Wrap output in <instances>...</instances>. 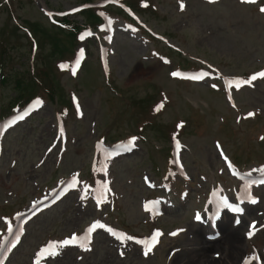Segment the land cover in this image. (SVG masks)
Wrapping results in <instances>:
<instances>
[{"label": "rangeland", "instance_id": "374dc122", "mask_svg": "<svg viewBox=\"0 0 264 264\" xmlns=\"http://www.w3.org/2000/svg\"><path fill=\"white\" fill-rule=\"evenodd\" d=\"M86 1L97 5L104 0ZM150 1L157 8V14L152 11L141 14L139 25L156 40L148 43L135 26L113 14V32L102 34L103 41L98 37V31L92 30L89 34L84 32L83 39L80 37L75 45L72 42V46L73 38L51 26L52 19L69 14L74 22L82 25L86 22L85 16H75V12L85 0H0V52L7 48L9 63L5 72L20 78L22 84L32 81V77L43 80V85L38 84V88L27 91V96L41 94L42 88L52 79V86H57L56 93L49 94L50 101L41 100L37 113L8 133L2 143L0 214L10 213L17 206H27L44 186L52 189L60 178L67 179L72 174L80 184L89 186L88 167L93 165L94 143L133 138L138 123L147 118L144 109L149 101L166 98L169 102L164 112L156 116V125L143 132L141 149L109 163L110 176L104 175L102 168L106 161L100 156L99 168L93 173L103 188L107 184L109 190L117 192V205L108 215V220L118 221L116 226L137 235L148 232L150 226L138 212L140 200L148 193L141 184L140 175L148 172L154 178H161L171 144L168 132L175 121L186 122L180 133L185 149L182 158L194 193L199 192L197 184L203 187L202 176L208 184L213 178L217 179V170L222 167L213 140L220 141L228 155L252 172L257 170L251 167L253 164L264 161V141H257L258 134L264 133V80L256 79L243 87L235 84L236 110L229 108L221 89L224 79L250 80L264 65V14L259 11L264 0L258 6L239 5L236 0H220L215 5L202 0ZM181 2L185 5L183 10L180 9ZM112 4L118 5L115 0ZM98 29L102 32V25ZM29 30L37 42V49L28 41ZM101 48L107 54V70L100 63ZM154 49L158 54L166 52L171 59H152L149 55ZM73 50L75 56L82 57L81 64H74L78 67L75 75L70 72L56 75V62L70 56ZM181 65L189 68L194 65L191 69L198 67L209 71L215 87L210 86L211 81L188 84L171 80L170 67ZM248 73L249 79L242 77ZM13 86L14 82H11L0 88V112L13 100L16 91ZM56 97H59L57 104ZM61 100L75 102L77 118L58 116ZM250 112L252 116L248 115ZM236 113L246 120L239 126L242 131L232 136L230 127L236 129L233 124ZM258 194L260 203L246 219L259 225L264 223V188L259 189ZM69 199L29 226L24 243L9 264H28L30 251L48 235L58 238L67 235L85 217L89 219L95 215L86 203L82 207L84 214L81 212V218L77 216L75 220L77 214L71 211ZM187 207L192 209L196 204L193 201ZM182 215L184 217L173 220L167 218L160 225L165 231L172 226L184 225L189 220V213L184 211ZM242 233L240 230L241 247ZM102 240L96 237L95 251L84 262L74 261L72 257L58 264H119L113 259L115 254L110 252L109 242ZM193 240L185 245L186 249L198 250L202 248L200 243L205 244L204 241L195 244ZM199 240H204L200 234L194 242ZM263 245L264 230L254 241H246L236 264L253 246L261 248ZM171 246L176 244L164 243L148 262L138 259L135 253L121 262L163 264ZM220 253L221 250L215 247L208 250L206 256L220 263Z\"/></svg>", "mask_w": 264, "mask_h": 264}, {"label": "snow or ice", "instance_id": "6c2138e0", "mask_svg": "<svg viewBox=\"0 0 264 264\" xmlns=\"http://www.w3.org/2000/svg\"><path fill=\"white\" fill-rule=\"evenodd\" d=\"M214 2H215V0H209V3H214ZM241 2H242V3H249V4H252V3H255L256 0H241ZM184 7H185V5L181 2V3H180V9L183 10ZM259 11H260L261 13H264V6H261L260 9H259ZM81 39H83V37H81ZM73 75H75V72L73 73ZM172 75H173V76H181L182 74H181V73H178V72H173ZM203 75H206V74H203ZM258 76H259V77H264V71H261V72H259V73H256V74L252 75L251 78H250V80H246V81H244V83H250L251 81L256 80ZM200 78H201V76H193V77H191V79H194V80H196V79H200ZM239 83H240V82L237 81V87H239ZM213 87H215V85H213ZM36 104L39 105V104H40V101L37 100V101H36ZM78 111H79V108H78ZM248 115H249V116H252L253 113L250 112V113H248ZM20 118H22V117H20ZM132 139L134 140L135 137H133ZM262 139H264V137H262ZM70 186H71V187H75V183H73V184L70 185ZM105 188L107 189V184H105ZM249 199H250L251 203H253V204L257 203V200H256V199L251 198V197H249ZM97 203L99 204L100 201L98 200ZM223 204H224L225 207L232 209L234 212L240 213V212L243 211V209H241V208L238 207V206H237V207H233L232 205L227 204V201H224ZM144 207H145V211H149V210H150L148 204H145ZM195 219H196L197 221H199V220L201 219V216H200L199 213H197V214L195 215ZM237 222H238V221H237ZM103 228H105V225L99 223V221H96V222H94V223H93V224L87 229V237H86V238L89 240V243H90V241H91V234H92V232H93L95 229H103ZM182 230H183V229H179V230H177L176 232H172V233H170V235H173V236H174V235H177V233H178L179 231H182ZM107 231H108L109 233H111L112 235H114V236H119L122 240H123V239H127V240L131 241V240H134V239H135V238L132 237V236H126V237H124L122 234H117V233H115L111 228H108ZM160 235H161V233H160L159 230L155 231V232L153 233V235H152V238H151V244H148L146 241H136L137 243H143V244L146 245V250H145V252H144V255H145V256H147L148 253H149L150 251H152V247L157 243V238H158ZM247 235H248L249 237H251V236L253 235V233H252L251 231H249V232L247 233ZM77 240H78V237H77L75 234H73L69 239H65V240H63V241L61 242V247L64 246V245L75 244V243H77ZM81 246L87 248L89 245H87V244H82ZM50 247H51V245H50ZM45 250H46V249H45ZM50 254H51V255H55V254H56V250L53 249V251H52ZM121 254L123 255V253H121ZM217 255H218V254H217Z\"/></svg>", "mask_w": 264, "mask_h": 264}, {"label": "bare ground", "instance_id": "6f19581e", "mask_svg": "<svg viewBox=\"0 0 264 264\" xmlns=\"http://www.w3.org/2000/svg\"><path fill=\"white\" fill-rule=\"evenodd\" d=\"M223 231L224 237L221 240L213 243H200L202 245L201 249L185 254L181 258H178V261L185 264H236L239 254L244 248V244L243 247L239 244L241 237L237 231H229L225 228H223ZM215 247L221 250L222 259L220 263L206 256L208 250Z\"/></svg>", "mask_w": 264, "mask_h": 264}]
</instances>
